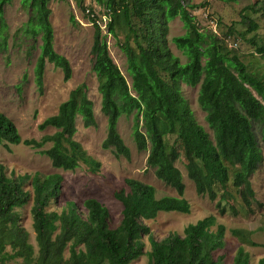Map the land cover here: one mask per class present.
<instances>
[{"label":"trees","instance_id":"obj_1","mask_svg":"<svg viewBox=\"0 0 264 264\" xmlns=\"http://www.w3.org/2000/svg\"><path fill=\"white\" fill-rule=\"evenodd\" d=\"M11 0H0V52L7 49V23L4 6ZM49 0H20L23 7L31 8V16L22 30L26 35L39 37V54L34 65L35 81L42 91V78L46 62L60 68L63 79L71 77L69 60L53 48V28L49 20ZM105 4L108 15L107 29L116 36L123 27L125 39L121 43L130 85L108 54L101 36L98 17L89 9L87 14L95 26L91 51L94 56L92 70L98 80L101 95L100 110L106 117L107 134L103 148H112L116 156L129 158L130 150L118 130L120 116H131V134L138 150H147L146 163L154 174L171 186L178 196L156 198L152 185L126 178V189L114 196L122 203V218L118 226L109 225L106 206L95 198L83 200L86 215L82 216L72 201L66 202L58 212L48 210L51 199L59 194L62 176L53 174L40 179L38 175L7 177L0 171V264L21 258L24 264H129L144 253L142 236L148 235L149 264H222V256L214 258L213 252L225 246V226L208 215L189 223L182 234L170 232L157 240L143 222L154 219L159 212H189V202L183 197L184 183L174 164L180 157L175 145L168 146L164 136L175 134L179 141L187 176L192 180L198 195L216 198L215 184L225 189L231 181L241 187L243 201L249 205L254 200L250 176L264 155L259 146L254 125L264 141V74L251 72L240 57L230 52L213 32H205L190 9L202 4H189L185 0H99ZM236 2L237 0H220ZM81 2V0H77ZM259 12L254 4L241 9ZM264 13V11H263ZM178 17L185 32L172 37L187 60L182 63L167 44L168 23ZM247 15L241 19L247 20ZM73 21V16L71 17ZM245 33L258 28L248 19ZM264 57V45L256 46ZM132 43V44H131ZM257 44V43H256ZM206 57L209 69L198 89L197 101L206 112L213 140L193 117L192 111L180 93V84H195L201 69L200 57ZM93 103L84 85L79 84L69 92L55 114L45 118L38 128L53 127L56 131L44 135L40 141L21 139L13 122L0 112V142L41 147L52 144L40 152L47 155L54 167L73 169L79 160L97 167V161L83 156L76 141L70 140V153L62 149L64 137L75 132V118L81 116L84 127L95 126ZM30 179L32 188L31 216L35 233L37 255L28 241V232L18 223L15 208L26 204L30 198L23 184ZM219 212L225 208L217 202ZM238 239L244 237L239 229H231ZM255 245V242H252ZM68 248V257L64 250ZM249 253L239 246L233 264H248ZM257 264H264V257Z\"/></svg>","mask_w":264,"mask_h":264},{"label":"rangeland","instance_id":"obj_2","mask_svg":"<svg viewBox=\"0 0 264 264\" xmlns=\"http://www.w3.org/2000/svg\"><path fill=\"white\" fill-rule=\"evenodd\" d=\"M189 4H202L200 7L190 9L195 15L200 30L213 32L220 38L221 44L230 52L237 54L248 69L257 76L264 74V57L256 52V47L249 40L253 38L256 46L264 45V0H237L236 2H223L220 0H185ZM254 4L257 13H250L241 9ZM49 20L53 28V48L59 54L65 56L71 65V77L63 79L60 68L51 62H46L42 78V91L40 93L35 81L34 65L39 54V37L26 35L22 28L26 25L32 12L30 7H23L20 0H11L5 4L3 16L7 23V49L0 52V112L7 116L15 125L21 139H34L40 141L44 135L53 134L56 129L46 127L38 128V125L50 115L57 112L59 105L67 99L69 92L79 84L84 85L88 98L92 101L95 126L84 127L80 115L75 118V132L71 137H64L62 149L70 153V140L76 141L82 149L85 158H91L98 162V166H92L83 160H79L73 169L54 167L47 155L41 153L51 146V142H45L41 147L0 142V171L7 177L38 175L40 179L53 174H60L62 181L59 194L56 199H51L47 209L60 211L66 202L76 204L77 211L86 215L83 200L95 198L109 212L108 222L110 227L119 225L122 218V203L114 196L120 189L128 190L125 184L126 178H133L150 184L155 189L156 198L164 196H178L177 192L169 185L158 179L154 169L146 163L147 150H138L132 138V117L120 116L117 130L124 143L130 150L129 158L116 156L112 148H103L102 142L107 134L106 117L100 110L101 95L98 91V80L92 70L94 56L91 51L95 26L89 15V9L97 17V23L101 30V36L106 42L108 54L118 66L120 72L130 85L131 77L127 70L126 57L121 49V43L125 39L123 27L116 29L113 36L107 29L108 15L105 4L99 0H49ZM247 15L258 24V28L249 33L246 32L248 21L241 19ZM73 16L74 20H71ZM167 44L171 52L178 56L182 63L187 58L180 48L172 41V37L183 34L185 29L182 21L175 17L168 23ZM257 43V44H256ZM132 44V43H131ZM201 69L198 73V82L187 84L181 82L180 93L189 105L195 120L203 126L206 135L213 140L212 130L208 126L206 112L198 104L197 96L201 82L208 77L209 69L206 57H200ZM208 74V75H207ZM254 133L264 155V141L260 137L259 128L254 125ZM175 134L164 136L166 144L175 147L180 152V157L174 164L178 167L184 183L183 197L189 202V212L178 211L159 212L154 219H145L143 222L149 227L151 235L157 240L166 237L170 232L182 234L183 228L189 223L208 215H214L216 221L225 226V246L213 252L214 258L222 256V264H233V257L239 246H243L249 253L248 264H257L264 257V166L258 165L250 176L251 186L254 190V200L247 205L241 194V187L236 188L231 181L227 182L225 189L220 184L214 185L216 198L209 199L206 194L198 195L192 180L187 176L185 158L179 141L175 140ZM23 189L28 190L30 198L21 207L15 208L19 216L18 223L28 232V241L34 249L33 256L37 255L35 233L32 226L31 205L32 188L30 179L23 184ZM224 207L223 213L219 212L217 202ZM231 229H239L243 240L232 235ZM144 253L132 260L129 264H149L150 244L148 235L142 236ZM255 242V245L252 244ZM64 256L68 257V248L64 250ZM4 264H24L21 258L8 261Z\"/></svg>","mask_w":264,"mask_h":264}]
</instances>
